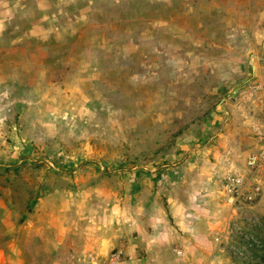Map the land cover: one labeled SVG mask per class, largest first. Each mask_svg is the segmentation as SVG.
I'll return each instance as SVG.
<instances>
[{"label":"rangeland","instance_id":"1","mask_svg":"<svg viewBox=\"0 0 264 264\" xmlns=\"http://www.w3.org/2000/svg\"><path fill=\"white\" fill-rule=\"evenodd\" d=\"M169 2L0 0V264H66L77 256L79 232L94 227L92 210L102 202L81 195L86 211L80 215L82 206L73 192L78 180L93 173L104 178L125 172L128 178L143 179L146 189L149 181L164 180L167 192L177 194L205 172L220 186L222 172L241 169L227 160L218 171L211 156L174 160L172 134L206 113L203 101L213 74L195 71L188 104L158 113V101L171 96L169 83L179 87L185 79L170 77L168 63L157 55L168 48V35L165 43L151 40L166 33L154 20L168 21L167 14L160 18L159 7L164 10ZM258 114L252 113V120ZM190 140L198 144L204 139ZM242 142L230 156L252 147ZM177 166L181 173L173 171ZM134 170L139 175L132 176ZM114 214L107 213L118 218ZM252 216L261 227L250 226ZM168 220L177 226L173 217ZM224 229L222 236L212 238L222 262L264 264V196L251 207L240 204L228 210ZM122 246L110 245L108 260L121 251L116 263L158 264L154 257L160 250L141 248L130 258Z\"/></svg>","mask_w":264,"mask_h":264},{"label":"crops","instance_id":"2","mask_svg":"<svg viewBox=\"0 0 264 264\" xmlns=\"http://www.w3.org/2000/svg\"><path fill=\"white\" fill-rule=\"evenodd\" d=\"M169 1L164 10H161L162 5L158 6L161 8L160 18L167 14L168 21L154 20L158 27H166V33H159L151 40L165 43V34L168 35V48H162V54L157 55L168 63L170 77L176 80L184 76L185 79L182 80L183 86L179 87L168 82L172 87L169 91L171 96L158 101L160 107L165 109L159 111V107L158 113L167 112L169 109L166 108L173 104H188L192 97L195 71L213 74L203 101L206 113L203 111L200 117L191 119L184 130L180 127L172 134L176 143L179 141L175 143L174 160L183 156L192 162L193 158L211 156L215 158L218 171L227 160L232 162L231 165L241 164L242 168L239 156L244 154H230L238 151L243 140L253 143L248 136L251 131L250 120H247L250 118L246 115L249 111L247 106H250L253 114L261 110L258 96L249 102V88L255 83H264L261 81L264 80V0ZM146 9L144 6L143 10ZM140 36L145 40V34ZM119 51L122 54V49ZM163 88H160L161 92ZM195 103L202 104V101ZM144 104L150 106L146 100ZM178 114L181 115V112ZM199 122L204 124L201 129ZM188 129L192 130L189 135L182 134ZM183 135L187 138H183ZM188 137L204 140L196 144ZM181 167H174L173 171L179 169L178 173H181ZM138 170L131 172V175ZM124 175L125 172H120L100 178L93 173L76 183L73 199L82 206L78 212L80 215L86 211L84 203L80 201L81 195L102 203L95 204L92 210L97 213L92 215L94 227L81 228L78 254L71 255V264H119L108 260L110 245L113 247L116 242L122 243L123 251L130 258L141 248L149 252L160 250L159 256L154 257L158 264H213L212 260L216 262L223 257L220 246L216 249L217 244L212 242V238L225 233L229 209L221 184L219 186L213 174L205 172L197 180L189 181L184 191L177 194L167 192L164 180H159V183L151 180L147 183L151 185L150 189H146L143 179ZM109 201L111 203L107 204ZM114 201L117 202L114 204ZM105 212L115 213L118 218L108 217ZM168 217L175 219V228L169 225ZM211 248L216 249L212 254L207 251ZM176 251L180 254L177 255ZM127 261L121 264H139ZM220 264L225 262L220 260Z\"/></svg>","mask_w":264,"mask_h":264},{"label":"built area","instance_id":"3","mask_svg":"<svg viewBox=\"0 0 264 264\" xmlns=\"http://www.w3.org/2000/svg\"><path fill=\"white\" fill-rule=\"evenodd\" d=\"M259 97L261 110L259 116L252 120V111L246 115L250 118V127L254 142L242 157V168L240 171L226 170L221 173V188L225 195V203L229 210L233 211L236 205L242 204L251 207L264 196V86L260 83L253 84L249 88V98ZM250 226L261 227L260 221L252 216L248 219ZM217 240V239H216ZM179 255L180 252L176 251ZM121 251L110 255L111 262L120 260ZM51 264H65L52 262ZM66 264H71L67 262Z\"/></svg>","mask_w":264,"mask_h":264},{"label":"trees","instance_id":"4","mask_svg":"<svg viewBox=\"0 0 264 264\" xmlns=\"http://www.w3.org/2000/svg\"><path fill=\"white\" fill-rule=\"evenodd\" d=\"M135 174H138V171H137V172H135Z\"/></svg>","mask_w":264,"mask_h":264}]
</instances>
